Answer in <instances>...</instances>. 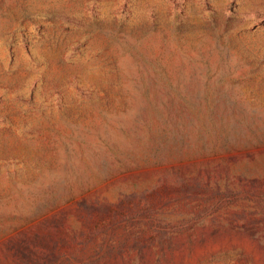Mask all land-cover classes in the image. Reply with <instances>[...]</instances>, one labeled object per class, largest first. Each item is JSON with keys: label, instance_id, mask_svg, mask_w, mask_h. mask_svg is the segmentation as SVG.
Here are the masks:
<instances>
[{"label": "rangeland", "instance_id": "obj_1", "mask_svg": "<svg viewBox=\"0 0 264 264\" xmlns=\"http://www.w3.org/2000/svg\"><path fill=\"white\" fill-rule=\"evenodd\" d=\"M0 264H264V0H0Z\"/></svg>", "mask_w": 264, "mask_h": 264}]
</instances>
